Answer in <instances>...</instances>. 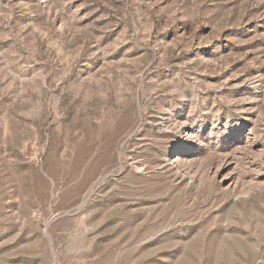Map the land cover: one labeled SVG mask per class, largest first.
I'll return each instance as SVG.
<instances>
[{"label":"rangeland","instance_id":"rangeland-1","mask_svg":"<svg viewBox=\"0 0 264 264\" xmlns=\"http://www.w3.org/2000/svg\"><path fill=\"white\" fill-rule=\"evenodd\" d=\"M159 3L0 0V264H264V0Z\"/></svg>","mask_w":264,"mask_h":264},{"label":"bare ground","instance_id":"bare-ground-1","mask_svg":"<svg viewBox=\"0 0 264 264\" xmlns=\"http://www.w3.org/2000/svg\"><path fill=\"white\" fill-rule=\"evenodd\" d=\"M148 1L160 2L163 4L169 0H148ZM251 32L252 33L256 32V29L254 27H252ZM172 124L173 123L171 120H167L165 123V125H169V126H171ZM162 125H163V123H162ZM168 128H170V127H168ZM174 129L175 130L178 129V131L180 133L179 136L181 137L182 141H185V142H182V144L184 145V147L188 148V150H189V148L192 147L194 140L199 141V136H200L199 132H198L199 129H197L194 124L188 125V124L184 123V124H180L178 128H177V126H174ZM208 131H209L208 136H212V135L217 136V137L222 136L225 138H227L229 136L234 137L235 139H237L239 141V144H241L242 149L246 152H252V150H254L255 146L258 143L257 142V139H258L257 134H256V132L254 130V126H253V121L250 118H248L247 120H237V121H232V122H227V121L223 122L221 119L215 118V119L211 120L210 129ZM244 131H248V133L244 134ZM177 135H178V133H177ZM263 153H264V151H261V149H260L256 153H253V155L256 158L257 157L261 158L260 154H263ZM174 156H177L175 154V152H173V157ZM256 158L252 159L249 162L245 161V164L248 165L250 167V169L252 170V173H253L252 174V176H253L252 180H255V181L258 180V178H260L262 175L264 176V164L258 162V160H256ZM222 159L223 160H222L221 164L218 166V168L213 170V172L211 171L212 177L213 178H220L219 180H220L223 188L225 190H229V191L234 192L235 189L237 188V184L239 183V177H240L238 175L240 173V172L238 173L239 169L237 170V165L232 163V161L230 159L224 158V157ZM177 161H178V159H174L171 162H172V164H175V162H177ZM181 161H183V160H181ZM256 185L263 186L264 183L263 182H257ZM261 189H263V188H261Z\"/></svg>","mask_w":264,"mask_h":264}]
</instances>
